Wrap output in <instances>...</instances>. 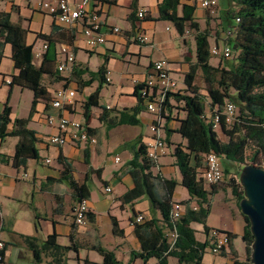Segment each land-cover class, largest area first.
<instances>
[{
	"label": "crops",
	"instance_id": "0c3cea01",
	"mask_svg": "<svg viewBox=\"0 0 264 264\" xmlns=\"http://www.w3.org/2000/svg\"><path fill=\"white\" fill-rule=\"evenodd\" d=\"M79 1L68 0L70 5L77 4ZM160 1L137 0V11H145L148 20L136 21L134 27L128 21L132 0H102L100 4L91 2L88 10H98L104 25L110 28H118L120 34L113 35L107 32L105 44L94 49H88L80 26L69 27L58 24L49 14L37 10L34 4H27L24 0H17L14 4H11L9 0H0V12L9 15L11 24L27 31L25 42L28 46H32V53L36 48H39L37 49L39 51L43 44H47L39 36H47L57 42L52 51V57H54L53 70L57 78L66 81L50 80L44 77L42 84L49 95H52L53 91L64 83L69 88L75 89L77 92L76 101L67 110L66 115L71 119L86 123L96 138V144L93 146L66 144L63 147H55L49 144L48 139L55 134V131L46 125L45 116L55 115L56 112L50 108L46 109L40 103L36 106L35 113L27 125V129L34 132V137L37 140V160H29L25 167L15 169L8 158L14 154L15 145L18 142L17 138H6L0 141V242L6 248L2 264H35L32 253L22 242L20 236L35 238L40 243L52 234L56 236V244L61 247H68L70 245L69 237L72 236V242L78 248L76 252L69 251L67 253L65 264H83L84 261L101 264V257L90 249L92 246H100L112 252L120 264H157L155 259H150L146 263L140 259L131 260V253H137L140 250L131 222L134 219V214L142 215L144 220L150 218L159 220V214L151 210L149 202L144 198L128 205L121 204L120 198L133 186L128 175L127 163L131 160L134 149L140 143L146 145L151 137V134L143 132L140 127L144 126L150 131L149 128L154 122V116L146 110L145 105H139L137 99L133 97L136 83L144 81L153 62L166 60L170 64L171 75L177 76V78L180 76L183 79V74L187 72L189 63L195 61L193 37L180 38L170 23L155 21L158 16L157 5ZM185 1L187 0H181L182 3ZM188 1L191 5H195L194 19L200 28L202 26L200 22L204 23L208 20L207 15L212 18L217 15L223 29L224 17L229 8L221 9L220 0H217L218 8L216 7L212 13L200 9L199 0ZM217 9L218 11L215 12ZM162 23L173 28L174 38L170 36H166V38L164 36L155 37L156 25ZM165 30L169 31V29ZM137 31L148 39V44L138 45L135 42ZM70 36L73 37L71 50L76 62V69L82 73L80 81H88L90 79L88 73L95 74L106 61V76L109 83L103 86L112 87L114 80L117 79L119 80V88L117 94L112 97L111 103H101L102 98L99 96V106L104 107L107 111L120 112L139 105L140 112L136 116L139 121L137 126L121 125L107 130L105 125L98 120L102 112L99 108H91L89 119H85L83 104L86 98L97 88L98 77L94 75L92 77L94 81L90 85L79 88L78 84L70 79L69 74L57 73L56 64L57 61H61L57 55L60 44L67 41ZM219 40L222 44L223 33ZM190 41L194 43L193 60L190 57L191 48L188 44ZM177 44H182L183 48H186V52L180 53ZM10 56L11 47L6 44L0 53V112L10 90L9 87L3 85V79L10 78L14 74ZM48 57L50 56L48 55ZM93 59H96L95 64L97 63L94 68L89 66V62ZM40 61L41 59L37 65L34 60L33 63L38 66ZM123 81L128 86L123 87L121 83ZM180 89L183 90L182 85ZM15 90L26 91L17 87L11 89L8 100L11 121L17 119L12 103ZM124 99H130L131 105L122 103ZM170 104L172 105V103ZM173 111L171 109L169 114L165 112L164 116H167V119L164 117L161 121L163 138H165L166 130L174 131L178 127V122L173 118ZM183 117L179 116L177 120H181ZM42 127L46 131H42ZM11 130L12 124L7 127L8 132ZM173 139L183 143L175 133L169 137L171 144L174 143ZM109 143H111V147H109ZM171 150L170 148L169 153L164 158H159L157 165L151 172L153 175H160L165 180H174L179 183L180 175L174 166ZM59 157L62 158L63 163L69 166L70 177L76 182L84 180L88 168L101 170L100 180L91 175L88 182L90 192L87 204L88 212L94 216L92 223L87 221L81 227L73 223L72 209L75 201L66 183L61 182L63 163L59 162ZM85 158L88 160V164L85 163ZM115 158H119V162H115ZM45 160H49L50 163L46 165ZM107 170L111 174L110 176H107ZM105 187L110 188V193L104 192ZM226 188L228 187L221 190L225 191ZM177 189H180L181 192H177ZM216 190L219 191V188L216 187ZM175 195H177L176 199ZM172 201L176 203L188 201L192 208L197 207L195 200H191L187 191L180 186L175 188ZM182 211L183 207H181V213ZM111 218L117 222L118 230L122 232L121 236L113 235ZM241 219L240 237L245 225L243 218ZM194 225L198 229H195ZM191 228L195 231L196 241L203 245L194 253L195 264H234L228 255V249H224L225 255H213L211 253L206 235L203 234L200 225L192 224ZM234 230L233 232L238 234V231ZM222 231L230 233L232 229ZM170 242L168 241L169 244H171ZM232 246L238 262L243 264L246 256L245 251L241 255L236 243L232 242ZM39 264H50V259L43 256ZM167 264L179 263L176 259L169 257Z\"/></svg>",
	"mask_w": 264,
	"mask_h": 264
},
{
	"label": "trees",
	"instance_id": "16d2710c",
	"mask_svg": "<svg viewBox=\"0 0 264 264\" xmlns=\"http://www.w3.org/2000/svg\"><path fill=\"white\" fill-rule=\"evenodd\" d=\"M231 2L238 9L236 13L228 11L225 14L223 34L232 31V35L227 40H223L222 44L231 48L233 58L230 59L232 60L230 63L228 60L220 59L224 65L217 67H213L209 63L211 58L209 54L210 34L206 29L201 30L195 21V5H191L188 0L184 3L181 0H161L157 5L158 16L155 21L170 23L180 38L192 34L195 43V61L189 63L187 72L183 74V90L168 96L161 108L162 119L165 117V112L169 114L171 109L184 116L183 119L177 120L176 130H166L164 138L168 150L172 149L174 166L179 172L180 182L165 180L160 175L152 174L154 166L145 157V146L142 143L134 149L131 160L127 163L128 175L133 186L120 198L121 204H132L144 198L149 202L151 210L158 213L160 217L159 220L155 218L144 220L142 216L141 223L133 224L134 235L140 245V250L137 253H131V260L140 259L146 263L150 259H155L157 264H167V258L171 257L176 259L179 264H195L194 253L203 245L196 241L195 231L191 225H200L203 234H208L210 229L206 226V220L209 213L210 197L217 191L216 187L206 190L200 178L204 158L213 153L225 165L237 167L236 175H231L226 166L223 169L225 180L228 179L226 187L230 188L234 194L237 207L243 198L242 188L238 183L241 168L247 164L259 167L264 161V0H231ZM130 9L128 21L132 27L136 21L148 20L147 15L142 20L137 19V0H132ZM26 33L27 31L11 24L8 14L0 12V53L6 44L10 45V59L14 70V74L10 77L11 83L8 86L9 93L0 112V141L6 138H17L14 154L8 158L15 169L25 167L29 160L38 159L37 140L34 137V132L27 129V125L38 104L42 103L46 109L49 108L48 103L51 95L42 84L43 78L66 81L57 78L53 70L52 51L57 42L47 36H39L42 41L47 43V50L43 54L40 64L36 66L33 63L32 46H28L25 42ZM72 40L73 37L70 36L60 46L65 45L71 48ZM214 44L217 45V43ZM105 63L106 61L95 74L88 73L90 79L86 82L80 81L82 73L78 69H75L70 75V79L74 80L79 88L90 85L94 81L92 79L94 75L98 77L97 88L83 104L85 119H89L91 108H99L102 112L98 120L105 125L107 130L121 125L137 126L139 121L136 116L140 112L139 105L143 104L139 98V88L135 87L133 91V97L139 103L135 108L115 112L114 110L107 111L104 107L99 106V92L106 84ZM198 73H200L204 85L203 90L206 93L204 95L201 94V88L196 85ZM13 87L27 90L32 94L29 114L25 119L11 121L9 118L11 110L8 100ZM225 102H231L237 110V117L230 128H227L224 117L221 116ZM214 114L219 116L218 125L226 142L219 140L213 128L210 119ZM10 124H12V130L8 132L7 127ZM88 133L92 135L91 130H88ZM172 133L181 138L183 145L170 143L169 137ZM61 159L59 157V162H62ZM85 163L88 164L86 158ZM91 175L100 180L101 170L88 168L84 180L76 182L70 177L69 166L63 163L61 182H65L71 190L75 203L89 198L88 182ZM177 186L185 189L191 200H195L197 205L195 209L188 201L180 203L172 201L173 192ZM175 204L183 207V211L182 213L180 211L178 218L173 219L172 210ZM137 215L134 214V218ZM242 218L245 225L241 240L246 255L243 264H250V246L253 237L250 234L246 218ZM36 219H38L37 216ZM93 220L94 216L88 213L87 221L92 223ZM111 223L113 235L121 236L122 232L118 230L114 218H111ZM171 233L175 235L172 247H170L167 238ZM222 234L227 237L228 243L225 249L229 250L228 255L233 263L241 264L238 262L232 246L236 236L231 233ZM20 238L32 253L35 264L41 263L43 256L50 259V264H65L67 253L69 251L76 252L78 249L72 242V236L69 237L70 245L68 247L57 245L54 234L40 243L35 238L24 236H20ZM5 249V245H3L0 264L3 262ZM90 249L101 257V264H120L116 261L113 253L104 248L92 246ZM220 254L225 255L224 250ZM83 264L94 263L84 261Z\"/></svg>",
	"mask_w": 264,
	"mask_h": 264
},
{
	"label": "built area",
	"instance_id": "2783aa9c",
	"mask_svg": "<svg viewBox=\"0 0 264 264\" xmlns=\"http://www.w3.org/2000/svg\"><path fill=\"white\" fill-rule=\"evenodd\" d=\"M17 0H9L11 4L16 3ZM27 4H34L35 8L49 14L58 24L74 27L76 25L81 27V33L84 38L85 45L88 49H94L105 44V34L107 32L113 35L120 34L118 28H110L104 25L101 15L98 10H88L91 2L100 4L102 0H80L77 4L70 5L68 0H24ZM217 0H199L198 6L200 9L212 13L217 7ZM137 19L142 20L145 17V11L138 10L136 13ZM232 35V31H227L223 34V40H227ZM135 42L138 45L148 44V39L141 33H136ZM47 50V44H43L41 50L34 54V57L41 59ZM209 54L211 57L230 60L233 58V52L228 45L222 44V50H219L218 45L210 46ZM58 57L61 61H57L56 71L58 74L71 75L76 69V62L70 47L61 45L58 51ZM170 64L166 60L153 62L141 83H136V88H139V98L145 105L146 110L154 116V122L150 126L151 137L145 146V157L156 166L159 158L165 157L169 150L164 142L161 129L162 113L161 108L168 96L177 94L181 91L177 81L171 77ZM105 82L108 84L109 79L105 76ZM10 78L3 79V85L9 86ZM77 92L71 89L66 83L56 88L52 95L49 108L56 112L55 115L45 116L46 125L55 131V134L49 137L48 143L55 147H63L66 144H86L95 145L96 138L88 133V126L84 122H80L67 117V110L74 105L76 101ZM235 106L231 102H225L221 116L224 117L226 125L232 124L235 121L234 113ZM219 116L214 114L210 121L213 128L219 127ZM119 162V158L114 159ZM47 165L49 160H45ZM259 168L264 170V161L261 162ZM200 178L204 185L209 187H219L225 181L223 170L220 167V158L215 154H208L204 158L203 169L200 172ZM105 193H110V188H104ZM181 206L173 205L172 218L179 217ZM87 200L76 202L72 209L73 223L76 226H84L87 223L88 214ZM143 221L142 215H137L131 224H138ZM171 244L175 239L174 233L170 234ZM206 240L210 251L213 255H219L227 246L226 235L210 230L206 235ZM3 244L0 242V262L2 260L1 251Z\"/></svg>",
	"mask_w": 264,
	"mask_h": 264
},
{
	"label": "rangeland",
	"instance_id": "374dc122",
	"mask_svg": "<svg viewBox=\"0 0 264 264\" xmlns=\"http://www.w3.org/2000/svg\"><path fill=\"white\" fill-rule=\"evenodd\" d=\"M220 7L221 9H228L230 12L236 13L237 11V6L235 4H233L231 2V0H220ZM218 8V6H217ZM217 10H215V12H217ZM227 12V11H226ZM225 12V13H226ZM209 18L206 22H200L202 24L201 26V30H208L209 34H210V38H209V44L210 46H212L214 43H217L219 50H222V44H220V40L219 37L220 35L223 33L221 24L219 22V17L216 15L214 18L210 17L209 15H207ZM165 29H169V31H166ZM174 30L170 25L167 24H157L156 25V30H155V37H161L164 36L166 38V36H170L172 38H174ZM192 36V34L188 35V37ZM190 48H191V54L190 57L193 60L194 59V43L192 41H190V43H188ZM178 50L181 53L182 51L185 53L186 52V48H183L182 44H177ZM36 48L35 50H33V55L36 54L37 52ZM157 55V52L155 53ZM96 59H93L92 61L89 62V66L94 68V66L97 64H95ZM39 62V59H37L36 57H34V63L37 65V63ZM228 62H232V60H228ZM209 63L211 66L213 67H217V66H221L224 65L223 61L220 60L219 58H215V57H211L209 60ZM223 63V64H222ZM173 68H177V67H173ZM64 75H67L66 73H63ZM171 78L175 81H177L178 86L181 88L182 85V78L179 76V78H177V76L171 75ZM123 87L128 86V84H126L125 81L121 82ZM196 85L201 88V94H206L204 93L203 90V83H202V78L200 73H198L197 78H196ZM119 88V80L115 79L113 82V86L111 87H107V86H103V88L100 90V98H102V102L103 104L105 103H111L112 102V97H114L117 94V90ZM32 100V94L29 91H19V90H15L14 91V97L12 100L13 103V107H14V112H15V117H17V119H23L26 118L29 108H30V103ZM122 103L126 104V105H131V101L130 99H124L122 101ZM179 117H183V114H177L176 111H173V118L175 121H177V116ZM237 117V110H235L234 113V118ZM230 125H227V128H230ZM142 129L143 132H147L148 134H151L150 131H148L147 128H145L144 126L140 127ZM218 135V138L221 142H226V138L225 136L221 133L220 131V127H217L214 129ZM42 131H46L44 129V127H42ZM174 140V139H173ZM174 145L176 144H182L181 142H179L178 140H174ZM183 145V144H182ZM111 143H109V147H111ZM164 158V157H163ZM226 166V168L229 170L231 175H236L238 170L237 167L234 165H225V163L220 160V167L223 170L224 167ZM107 176H110L111 174L109 173V171L107 170L106 172ZM225 183L220 185L219 191H217L215 194L211 195L210 197V207H209V213H208V218L206 221V226L210 229V230H214L220 233H226L223 232L222 230L224 229H232V231L230 232L231 234L235 235L236 237L233 239V242L236 243V246L239 248V253L242 255L243 252L245 251V247L244 244L241 240L240 234H241V227H242V217L239 213L238 207H237V202H236V198L234 196V194L232 193L230 188H226L225 191L221 190L223 188L226 187V184L228 183V179H226L224 181ZM206 190H209V186L205 185ZM177 192H181L180 189H177ZM177 195H175V199H176ZM227 199V201H225ZM195 229L197 228V226H193ZM198 229V228H197ZM233 229H235L236 231H238V234H235L233 232ZM234 230V231H235ZM199 232V231H198ZM198 236V235H197ZM168 241H171V237L170 234H168L167 236ZM171 243V242H170Z\"/></svg>",
	"mask_w": 264,
	"mask_h": 264
},
{
	"label": "water",
	"instance_id": "95a60500",
	"mask_svg": "<svg viewBox=\"0 0 264 264\" xmlns=\"http://www.w3.org/2000/svg\"><path fill=\"white\" fill-rule=\"evenodd\" d=\"M238 183L243 193L238 208L253 237L250 264H264V170L247 164L240 170Z\"/></svg>",
	"mask_w": 264,
	"mask_h": 264
}]
</instances>
